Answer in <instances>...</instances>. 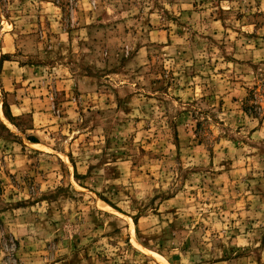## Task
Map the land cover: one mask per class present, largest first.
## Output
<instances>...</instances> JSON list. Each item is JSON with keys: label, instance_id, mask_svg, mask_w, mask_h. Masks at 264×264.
<instances>
[{"label": "rangeland", "instance_id": "obj_1", "mask_svg": "<svg viewBox=\"0 0 264 264\" xmlns=\"http://www.w3.org/2000/svg\"><path fill=\"white\" fill-rule=\"evenodd\" d=\"M0 264H264V0H0Z\"/></svg>", "mask_w": 264, "mask_h": 264}]
</instances>
